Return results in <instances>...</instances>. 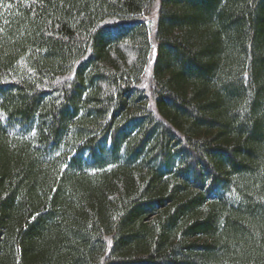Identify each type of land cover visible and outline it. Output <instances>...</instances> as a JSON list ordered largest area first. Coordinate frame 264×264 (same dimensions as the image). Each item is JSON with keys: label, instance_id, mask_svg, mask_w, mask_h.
Masks as SVG:
<instances>
[{"label": "trees", "instance_id": "obj_1", "mask_svg": "<svg viewBox=\"0 0 264 264\" xmlns=\"http://www.w3.org/2000/svg\"><path fill=\"white\" fill-rule=\"evenodd\" d=\"M0 264H264V0H0Z\"/></svg>", "mask_w": 264, "mask_h": 264}, {"label": "rangeland", "instance_id": "obj_2", "mask_svg": "<svg viewBox=\"0 0 264 264\" xmlns=\"http://www.w3.org/2000/svg\"><path fill=\"white\" fill-rule=\"evenodd\" d=\"M154 12H155V8L152 9V11H151V13H150L149 15L144 16L143 18H144L147 22H149L150 20H153V19H150V18H153V17H154ZM151 26H152V27L154 26L153 23L151 24ZM152 62H153V59H152V56H151V57H150V60H149V63H148V65H147V68H146L145 75H144L146 80H147V79H150V76H151V68H152L151 64H152Z\"/></svg>", "mask_w": 264, "mask_h": 264}]
</instances>
